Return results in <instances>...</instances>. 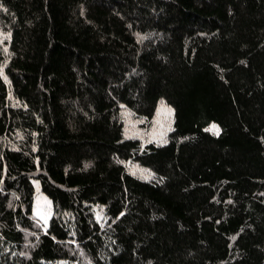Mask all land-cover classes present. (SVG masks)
Wrapping results in <instances>:
<instances>
[{
  "label": "trees",
  "instance_id": "16d2710c",
  "mask_svg": "<svg viewBox=\"0 0 264 264\" xmlns=\"http://www.w3.org/2000/svg\"><path fill=\"white\" fill-rule=\"evenodd\" d=\"M0 73V264H264V0H0Z\"/></svg>",
  "mask_w": 264,
  "mask_h": 264
},
{
  "label": "rangeland",
  "instance_id": "374dc122",
  "mask_svg": "<svg viewBox=\"0 0 264 264\" xmlns=\"http://www.w3.org/2000/svg\"><path fill=\"white\" fill-rule=\"evenodd\" d=\"M173 111L164 103L157 106L155 115L150 122H143L135 119L129 112L124 113V125L128 135L138 137L143 142H165L168 133L172 129ZM131 173L141 177H148V173L139 167L128 164ZM35 197L33 203V215L38 223L46 226L50 220L52 204L50 199L41 191L37 181H34Z\"/></svg>",
  "mask_w": 264,
  "mask_h": 264
},
{
  "label": "snow or ice",
  "instance_id": "6c2138e0",
  "mask_svg": "<svg viewBox=\"0 0 264 264\" xmlns=\"http://www.w3.org/2000/svg\"><path fill=\"white\" fill-rule=\"evenodd\" d=\"M0 74H2V73H0ZM213 130H215L217 132V134H218L219 130L216 128L215 125H213Z\"/></svg>",
  "mask_w": 264,
  "mask_h": 264
}]
</instances>
